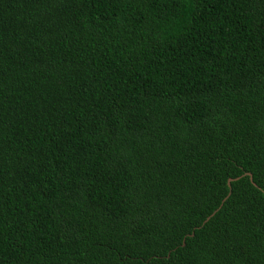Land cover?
Instances as JSON below:
<instances>
[{
    "label": "trees",
    "instance_id": "16d2710c",
    "mask_svg": "<svg viewBox=\"0 0 264 264\" xmlns=\"http://www.w3.org/2000/svg\"><path fill=\"white\" fill-rule=\"evenodd\" d=\"M0 264H264V0H0Z\"/></svg>",
    "mask_w": 264,
    "mask_h": 264
},
{
    "label": "water",
    "instance_id": "95a60500",
    "mask_svg": "<svg viewBox=\"0 0 264 264\" xmlns=\"http://www.w3.org/2000/svg\"><path fill=\"white\" fill-rule=\"evenodd\" d=\"M249 178L251 179L250 175L248 174ZM233 179H236V178H233ZM232 179L231 178H228L227 179V185L229 186V182L231 181Z\"/></svg>",
    "mask_w": 264,
    "mask_h": 264
}]
</instances>
